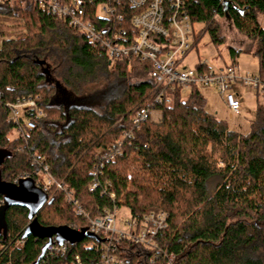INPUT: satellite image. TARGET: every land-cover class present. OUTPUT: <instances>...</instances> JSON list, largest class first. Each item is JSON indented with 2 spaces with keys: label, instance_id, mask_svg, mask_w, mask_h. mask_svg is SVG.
I'll use <instances>...</instances> for the list:
<instances>
[{
  "label": "trees",
  "instance_id": "16d2710c",
  "mask_svg": "<svg viewBox=\"0 0 264 264\" xmlns=\"http://www.w3.org/2000/svg\"><path fill=\"white\" fill-rule=\"evenodd\" d=\"M82 1L98 27L107 22L96 16L98 7L110 5L121 17L115 26L133 34L136 11L127 0ZM187 8L194 23L204 24L194 30L192 51L206 33L213 44L225 43L220 20H229L252 41L241 49L229 48L233 63L241 53L253 54L264 79V0H188ZM151 70L150 63L111 60L85 34L31 4L0 7L3 181L19 185L29 179L44 192L47 168L91 218L116 205L133 217L164 211L168 225L159 243L177 264H264V105L245 136L206 111L201 88H193L186 101L178 90L166 104H154ZM105 77H115L121 91L103 97V113L57 104L64 88L83 95ZM30 98L45 117L36 120L35 129L23 125V135L10 141L8 133L16 126L8 119L7 105ZM142 109L159 112V120L134 125ZM114 145H122L121 152L106 162L102 157ZM44 193L48 202L37 214L42 227L88 229L64 192L51 186ZM0 215V264H69L76 256L101 264V254L86 248L91 239L68 244L65 253L47 249L40 260L48 240L29 236L28 211L10 206ZM51 245L62 244L53 239ZM119 254L129 264H151L153 257L130 241H122ZM164 263L161 257L153 264Z\"/></svg>",
  "mask_w": 264,
  "mask_h": 264
},
{
  "label": "built area",
  "instance_id": "2783aa9c",
  "mask_svg": "<svg viewBox=\"0 0 264 264\" xmlns=\"http://www.w3.org/2000/svg\"><path fill=\"white\" fill-rule=\"evenodd\" d=\"M136 14L132 17L129 29L117 27L113 22L120 21L116 9L110 5H101L96 16L107 20L104 27H98L87 16L86 6L82 0L64 2L62 0H0V7L15 8L31 4L57 19L66 22L71 28L85 34L95 46L101 47L111 60L133 61L150 63L152 70L150 80L157 91L154 104L163 105L172 99L178 90L189 92L193 88L213 89L224 101L229 112L236 116L241 113V102L234 93V87L242 86L253 88L264 95V79L250 74L242 75L237 64L233 63L225 68L213 69L205 61L198 65L196 70L183 66L187 55L192 51L194 43V30L198 23L187 8L188 0H127ZM131 35V36H130ZM133 36V37H132ZM131 41V42H130ZM10 114L9 121L16 126L18 133L27 129L36 128V120L45 117L39 108L37 100L23 99L15 104L7 105ZM156 111L150 109L140 110L133 119L134 125L146 122ZM122 145H114L102 157L106 162H112L121 152ZM44 192L51 186L65 193L67 202L75 208V212L88 221L89 233L96 235L99 241L92 240L86 248L101 254V264H129L119 254L122 241H130L153 253L150 263L163 257L164 264H177L173 254L164 252L160 247V234L167 228L168 214L164 211L152 212L143 217H133L124 221L126 230L117 227V205L106 210L96 218H91L78 205L68 188L57 182L45 168ZM94 176H98L94 173ZM40 187V186H38ZM98 187L95 182L92 191ZM42 188V187H40ZM114 200L115 196L111 195ZM5 200L0 196V209ZM130 213V212H129ZM69 242L61 246L51 245L48 250L65 253ZM69 264H88L76 256ZM91 264V263H90Z\"/></svg>",
  "mask_w": 264,
  "mask_h": 264
},
{
  "label": "rangeland",
  "instance_id": "374dc122",
  "mask_svg": "<svg viewBox=\"0 0 264 264\" xmlns=\"http://www.w3.org/2000/svg\"><path fill=\"white\" fill-rule=\"evenodd\" d=\"M260 23L264 27V16L260 17ZM220 26L225 36V43L215 45L211 42L210 35L206 33L200 40L198 47L191 51L183 62V66L196 70L198 65L208 61V65L213 69L225 68L233 64L229 48L234 46L235 49H241L252 43L250 39L238 33L232 24L227 20H220ZM196 30L204 28V24L198 23L195 26ZM231 46V47H232ZM237 66L242 75L250 74L259 76V61L253 54L241 53L236 59ZM64 92L58 95L57 104L67 108L73 105H83L103 113V97H111L117 95L121 91V86L115 77H105L97 85H93L83 95H74L68 89L64 88ZM234 93L241 102L240 115L230 116L226 104L223 99L214 92L213 89L204 88L202 90L206 100V111L216 114L221 120L227 121L229 127L233 131H237L242 135L251 133V122L255 119L257 110L264 105V95L253 88L236 86ZM190 93L182 92L181 98L183 101L188 100ZM105 102V101H104ZM153 121H158L159 112L153 113L151 116ZM9 119V118H8ZM23 133H18L17 130L8 133V139L12 141L20 137ZM211 194V192H210ZM130 218L129 210L126 207H120L117 212V227L120 230H126L124 221Z\"/></svg>",
  "mask_w": 264,
  "mask_h": 264
},
{
  "label": "water",
  "instance_id": "95a60500",
  "mask_svg": "<svg viewBox=\"0 0 264 264\" xmlns=\"http://www.w3.org/2000/svg\"><path fill=\"white\" fill-rule=\"evenodd\" d=\"M3 157L0 153V165L2 164ZM0 196L5 200V206L0 210V214L10 206L26 209L28 211V218L31 221L29 236L48 240V243L42 250L40 260H42L47 249L51 246L53 239L60 244L64 242H69L70 244L82 243L86 239L99 241L96 235L89 233L87 230L77 231L67 226L42 227L38 222L37 214L48 202V197L43 191L34 187L32 181L29 179L19 185L7 184L3 181L0 171ZM1 217L2 215H0V220Z\"/></svg>",
  "mask_w": 264,
  "mask_h": 264
},
{
  "label": "crops",
  "instance_id": "0c3cea01",
  "mask_svg": "<svg viewBox=\"0 0 264 264\" xmlns=\"http://www.w3.org/2000/svg\"><path fill=\"white\" fill-rule=\"evenodd\" d=\"M228 21H229V20H228ZM231 46H232V45H231ZM231 46H230V47H231ZM232 47H234V46H232ZM214 92H215V91H214ZM223 102H224V101H223ZM226 107H227V106H226ZM227 110H228V108H227ZM230 114H231V113H230ZM230 116H234V115L231 114Z\"/></svg>",
  "mask_w": 264,
  "mask_h": 264
}]
</instances>
